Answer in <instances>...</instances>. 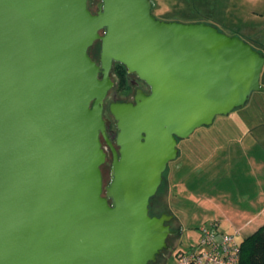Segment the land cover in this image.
<instances>
[{"label":"water","instance_id":"obj_1","mask_svg":"<svg viewBox=\"0 0 264 264\" xmlns=\"http://www.w3.org/2000/svg\"><path fill=\"white\" fill-rule=\"evenodd\" d=\"M151 8L0 0V264H155L172 216L149 207L178 141L264 91L262 52ZM114 63L150 88L110 105L117 151L102 118ZM100 135L113 156L106 186Z\"/></svg>","mask_w":264,"mask_h":264},{"label":"rangeland","instance_id":"obj_2","mask_svg":"<svg viewBox=\"0 0 264 264\" xmlns=\"http://www.w3.org/2000/svg\"><path fill=\"white\" fill-rule=\"evenodd\" d=\"M100 1L87 0L89 9L95 10ZM150 2L157 20L202 23L250 45L264 42V0ZM99 48L96 43L89 51L96 63ZM112 82V92L118 91L113 77ZM177 149L179 156L168 164L150 214H175L181 220V234L155 264H164V260L177 264L176 254L197 246L204 225L216 222L223 231L225 226L247 219L251 212L264 211V92L253 93L245 107L216 116L211 125L196 129L178 142ZM109 170L110 162L101 167L104 184L109 181ZM237 234L239 244L247 238L244 232Z\"/></svg>","mask_w":264,"mask_h":264},{"label":"flooded vegetation","instance_id":"obj_3","mask_svg":"<svg viewBox=\"0 0 264 264\" xmlns=\"http://www.w3.org/2000/svg\"><path fill=\"white\" fill-rule=\"evenodd\" d=\"M100 2H98L96 4L95 10H91V9H89V7H88V10L92 14H96V12L98 10V4H100ZM87 6H88V2H87ZM100 35H103V32H100ZM97 43L100 44L99 42H97ZM99 50H100V48H99ZM122 71H124L125 73H122ZM112 77L115 79V81L118 84V91L112 92V89H113V87H112L111 90L108 92V94L104 100V103H103L102 118L109 122V124L105 126V134H106V137H107L108 141L110 142V144L117 151L118 147L116 146V137H117L118 131L116 128V122H115L113 116L110 114V111H109L110 105L116 104V103H118V104H135L136 91L140 90L145 96H148L150 94V88L143 81H141L136 75L128 73L124 66L117 64V63H114L112 65V68L110 71L111 81H112ZM114 84L115 83H113V86H114ZM99 139H100V143H101V148H102L103 152L105 153L104 165H106L107 162H110V164H111L112 158H113L111 149H110L109 145L106 143L105 139L101 135H100ZM178 156H179V150H178ZM108 178H109V174H108ZM108 183H109V181L104 185L106 186V185H108ZM152 206H153V199L151 200V204L149 207V213H150V209L152 208ZM168 224L170 225V229L173 232V234L168 237V241H167L169 249H170L172 247V245L176 244L177 241L179 240L181 231L179 229L178 224H175V222L170 221ZM170 237L173 238V240H174L173 242H170V240H169ZM168 250L162 252L161 255L158 257V260H159V258L164 259L165 253Z\"/></svg>","mask_w":264,"mask_h":264},{"label":"built area","instance_id":"obj_4","mask_svg":"<svg viewBox=\"0 0 264 264\" xmlns=\"http://www.w3.org/2000/svg\"><path fill=\"white\" fill-rule=\"evenodd\" d=\"M237 233H225L215 223L200 228L197 246L176 254L177 264H239Z\"/></svg>","mask_w":264,"mask_h":264},{"label":"crops","instance_id":"obj_5","mask_svg":"<svg viewBox=\"0 0 264 264\" xmlns=\"http://www.w3.org/2000/svg\"><path fill=\"white\" fill-rule=\"evenodd\" d=\"M251 46L254 49H256L257 51L262 52L264 54V42H262V44L260 42H258V44H251ZM263 70H264V67H263ZM262 72H263V74L261 75V77L263 78V82L262 83L260 82V83L262 84V86H264V71H262ZM251 213H250V215H251ZM263 213H264L263 210H259V211L257 210L256 212H253V214L251 216L250 215H248V217L246 216L247 219L245 218L238 225L236 223L235 224L233 223L231 226H229V225L225 226L224 225L227 230L224 229L223 231L220 229L218 223H216V222H213V223H215L218 226V229H220L222 232H225V233H231V232L241 233V232H244L245 237H248L264 224ZM171 216H172L173 220L175 217L174 222L176 224H178L179 229L181 231V220H180V218L178 216H176L175 214H172ZM195 247L196 246H194V247L188 246L184 251H189L190 249H194ZM164 264H167V262L165 260H164Z\"/></svg>","mask_w":264,"mask_h":264},{"label":"trees","instance_id":"obj_6","mask_svg":"<svg viewBox=\"0 0 264 264\" xmlns=\"http://www.w3.org/2000/svg\"><path fill=\"white\" fill-rule=\"evenodd\" d=\"M240 250L239 264H264V224L240 243Z\"/></svg>","mask_w":264,"mask_h":264}]
</instances>
